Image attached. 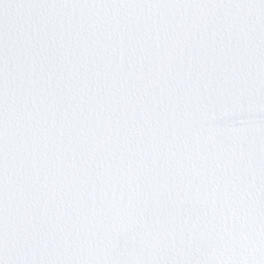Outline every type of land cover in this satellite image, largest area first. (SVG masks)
I'll list each match as a JSON object with an SVG mask.
<instances>
[{
	"label": "snow or ice",
	"instance_id": "1",
	"mask_svg": "<svg viewBox=\"0 0 264 264\" xmlns=\"http://www.w3.org/2000/svg\"><path fill=\"white\" fill-rule=\"evenodd\" d=\"M0 264H264V0H0Z\"/></svg>",
	"mask_w": 264,
	"mask_h": 264
}]
</instances>
